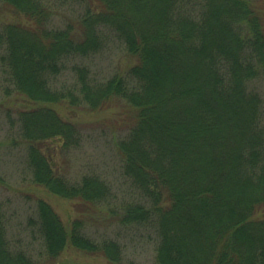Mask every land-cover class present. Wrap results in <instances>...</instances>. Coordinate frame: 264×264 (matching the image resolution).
<instances>
[{
    "label": "trees",
    "instance_id": "16d2710c",
    "mask_svg": "<svg viewBox=\"0 0 264 264\" xmlns=\"http://www.w3.org/2000/svg\"><path fill=\"white\" fill-rule=\"evenodd\" d=\"M30 26L0 28L4 94L37 107L17 115L25 167L55 196L101 206L114 223L150 229L154 264H264V33L248 0H0ZM78 7L64 25L54 7ZM114 42L131 63L89 78L82 61ZM71 67H68V65ZM83 65V66H82ZM68 68L74 82L58 87ZM117 98L135 123L114 140L119 175L59 172L57 151L81 133L47 104L97 109ZM0 201V264H36L9 233ZM63 224L38 199L28 218L47 259L67 247L122 259L112 238Z\"/></svg>",
    "mask_w": 264,
    "mask_h": 264
},
{
    "label": "rangeland",
    "instance_id": "374dc122",
    "mask_svg": "<svg viewBox=\"0 0 264 264\" xmlns=\"http://www.w3.org/2000/svg\"><path fill=\"white\" fill-rule=\"evenodd\" d=\"M257 16L264 33V0H248ZM80 6L54 7L61 26L74 19ZM82 9V7H80ZM17 23L30 26V23L15 15L9 6L0 3V28L3 24ZM121 46L114 42L107 44L94 58H87L82 64L89 78L103 80L114 73H122L130 57ZM82 65V66H83ZM68 67H71L69 64ZM3 76L0 67V201L9 223V233L14 240L27 249L36 264H154V235L150 229L123 227L102 211L101 206L86 205L53 195L46 189L34 185L25 167V148L18 134L17 115L20 111L37 107L22 94H4ZM74 82L70 68L57 77L58 87ZM258 94L264 101V77L255 83ZM64 121L77 127L81 133L80 147L64 154L58 151L55 164L59 172L69 178L94 172L108 180L118 177L119 165L114 152V140L123 136L135 123V112L126 103L113 98L97 109L87 106L72 107L66 103L47 104ZM45 201L58 215L64 225L81 220L86 232L94 240L107 236L120 244L122 259L118 263L109 262L102 254H89L70 247L54 259L44 255L37 235L30 232L28 218L32 215L36 201ZM257 219L264 218V206L256 211Z\"/></svg>",
    "mask_w": 264,
    "mask_h": 264
}]
</instances>
